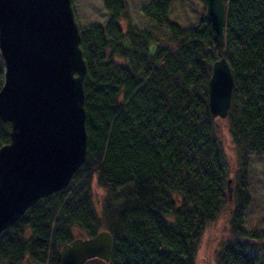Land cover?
I'll list each match as a JSON object with an SVG mask.
<instances>
[{"label":"trees","instance_id":"obj_1","mask_svg":"<svg viewBox=\"0 0 264 264\" xmlns=\"http://www.w3.org/2000/svg\"><path fill=\"white\" fill-rule=\"evenodd\" d=\"M174 1L149 0L141 9L167 36L152 60L148 47L158 37L122 31L120 23L130 27L126 0H103V26H79L86 158L67 188L39 200L0 235V264H59L76 233L92 238L101 231L112 237L110 262L86 264H195L206 227L228 209L219 264L256 263L264 229L247 231L245 214L251 161L264 160V0H223L222 50L207 22L181 29L170 20ZM221 58L233 76L225 119L237 158L231 194L208 104L212 65ZM3 83L0 55V90ZM9 133L0 121V148ZM94 182L104 192L99 213Z\"/></svg>","mask_w":264,"mask_h":264},{"label":"water","instance_id":"obj_2","mask_svg":"<svg viewBox=\"0 0 264 264\" xmlns=\"http://www.w3.org/2000/svg\"><path fill=\"white\" fill-rule=\"evenodd\" d=\"M205 1L204 21L223 49L224 2ZM80 41L71 0H0V121L10 124V141L0 148V235L39 200L67 188L85 161L87 68ZM121 46L130 52L127 38ZM156 49L149 45V60ZM232 89L227 62L216 61L208 83L213 119L227 118ZM112 244L107 231L77 238L62 247L59 264L109 263Z\"/></svg>","mask_w":264,"mask_h":264},{"label":"rangeland","instance_id":"obj_3","mask_svg":"<svg viewBox=\"0 0 264 264\" xmlns=\"http://www.w3.org/2000/svg\"><path fill=\"white\" fill-rule=\"evenodd\" d=\"M71 1L78 26L85 27L90 24L103 26L106 23L107 13L103 7V0ZM126 3L130 17V27H127L124 22L120 23L123 33L127 30L129 31V29L137 31L147 30L151 35L158 37L161 41L160 43L153 42L157 45V53L160 47L165 44L167 45V43L163 41L164 38L166 40L167 36L165 32L162 34L155 32L151 23L143 18L141 9L149 3V0H126ZM205 14V0H175L171 6L170 20L181 29H189L197 26L202 20L204 21ZM221 59H218L217 61ZM214 128L217 141L224 152L227 167V181H231L229 187L232 191L234 187L233 182L237 175V158L230 138L229 126L225 119H215ZM248 191L250 195V204L245 214L246 230H263L264 160L261 158H256L251 161L248 176ZM103 197L104 192L99 189L94 182L92 185V203L98 213L101 210ZM229 212L228 209L227 212H225L216 222L211 223L206 227L196 253L195 264H219L218 260L222 251V246L228 240L230 235ZM75 236L76 238H84L80 233H76ZM254 256L256 258L255 264H264V243H258Z\"/></svg>","mask_w":264,"mask_h":264},{"label":"bare ground","instance_id":"obj_4","mask_svg":"<svg viewBox=\"0 0 264 264\" xmlns=\"http://www.w3.org/2000/svg\"><path fill=\"white\" fill-rule=\"evenodd\" d=\"M77 239V238H76ZM75 240V239H74ZM71 243V242H70ZM67 245V244H66ZM62 249V248H61ZM60 252V251H59ZM59 254V253H58ZM59 259V258H58Z\"/></svg>","mask_w":264,"mask_h":264},{"label":"flooded vegetation","instance_id":"obj_5","mask_svg":"<svg viewBox=\"0 0 264 264\" xmlns=\"http://www.w3.org/2000/svg\"><path fill=\"white\" fill-rule=\"evenodd\" d=\"M206 2V1H205Z\"/></svg>","mask_w":264,"mask_h":264}]
</instances>
